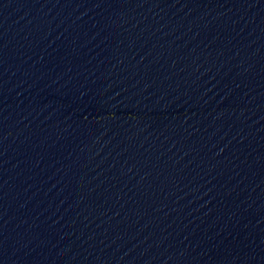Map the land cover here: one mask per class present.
Returning a JSON list of instances; mask_svg holds the SVG:
<instances>
[{
    "label": "water",
    "instance_id": "obj_1",
    "mask_svg": "<svg viewBox=\"0 0 264 264\" xmlns=\"http://www.w3.org/2000/svg\"><path fill=\"white\" fill-rule=\"evenodd\" d=\"M0 264H264V0H0Z\"/></svg>",
    "mask_w": 264,
    "mask_h": 264
}]
</instances>
